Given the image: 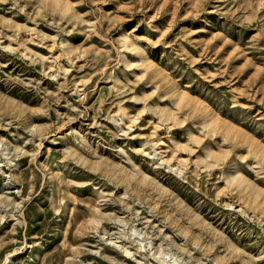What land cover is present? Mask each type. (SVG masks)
<instances>
[{"label": "rangeland", "instance_id": "374dc122", "mask_svg": "<svg viewBox=\"0 0 264 264\" xmlns=\"http://www.w3.org/2000/svg\"><path fill=\"white\" fill-rule=\"evenodd\" d=\"M264 264V0H0V264Z\"/></svg>", "mask_w": 264, "mask_h": 264}, {"label": "bare ground", "instance_id": "6f19581e", "mask_svg": "<svg viewBox=\"0 0 264 264\" xmlns=\"http://www.w3.org/2000/svg\"><path fill=\"white\" fill-rule=\"evenodd\" d=\"M12 258H13V255H11L10 258H7V260H6V264H11V262H12Z\"/></svg>", "mask_w": 264, "mask_h": 264}]
</instances>
